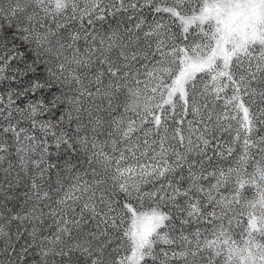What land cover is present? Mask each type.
<instances>
[{"label": "snow or ice", "instance_id": "1", "mask_svg": "<svg viewBox=\"0 0 264 264\" xmlns=\"http://www.w3.org/2000/svg\"><path fill=\"white\" fill-rule=\"evenodd\" d=\"M144 9L155 14L147 31L143 16L123 31L93 28L106 13ZM0 20V49L13 37L8 60L25 55L16 39L34 57L21 75L45 70L43 83L17 96L51 90L50 106L41 100L26 108H13L9 92L8 116L20 113L87 164L82 172L66 165L72 182L58 190L57 207L33 178L25 194L31 206L0 223V253H15L8 264L35 252L38 264H198L204 257L264 264V0H0ZM73 22L79 28L65 36ZM8 60L0 55V81ZM53 112L55 122L36 119ZM72 126L74 133L65 131ZM3 132L14 136L22 164L40 147L31 161L36 177L57 167L46 139L12 124ZM165 208L183 225L204 221L211 229L173 235V211ZM13 236L28 238L19 251Z\"/></svg>", "mask_w": 264, "mask_h": 264}, {"label": "rangeland", "instance_id": "2", "mask_svg": "<svg viewBox=\"0 0 264 264\" xmlns=\"http://www.w3.org/2000/svg\"><path fill=\"white\" fill-rule=\"evenodd\" d=\"M143 16L145 19V24L143 25V30L147 31L149 24L153 23L155 18V14L148 11L147 9L142 10L140 13H133L132 10L128 12H119L115 15L106 13V18L101 21H96L94 23V30L104 34L109 32L112 29L117 27L123 31L125 28L133 27L134 23L138 21V18ZM166 18V15H165ZM0 23H3L0 20ZM54 27V24H53ZM79 24L73 22L68 25L65 29L61 30L62 33L66 36L68 32L72 29H78ZM10 31V30H9ZM139 35H143L142 32L138 33ZM19 33H17V36ZM6 40L8 43L2 49H0V55L4 56L5 60H8V57L13 55V53L9 52L8 49L12 48L13 37L11 34L6 36ZM15 43L18 45L16 51H22L25 53L23 57H13L11 60H8V65L5 68V77L6 79L0 81V96L5 97L3 102H0V144L6 145V151H0V156L4 158L0 160V213L3 214V217L0 218V223L4 222V219L10 218L11 215L16 212L22 211L25 207H30L31 202L28 205H25V194L27 193L29 196L31 195V183L33 178L37 179V183L42 184L45 190L49 191L52 198L50 201L46 203L50 207H57V201L62 195L61 186L63 189H66L69 184L72 182V174L67 170L66 165H76V171L82 172L85 168H87V164L84 162V154L82 152H65L62 149H57L53 137L51 135L45 137V134L40 131L38 127H33L32 123L28 119L22 118L21 114L13 111L11 116H8L9 109L7 108V94L9 92H13V99L15 100V104L12 106L13 108H26L29 103H36L38 101H43L45 104H49L51 99V90L44 88L39 89L35 92H26L22 96H17L16 93L22 92L25 89H30L31 84L34 81L39 80L41 83L44 82L45 79V70L43 65L37 67L35 72L27 73L26 75H21V70L26 69V65L31 63L34 59L32 54L27 51V45H25L19 39L15 40ZM80 46L83 48L84 41H80ZM4 62L0 61V66H3ZM14 77V79H13ZM87 79H91V73H89ZM87 79L85 80V84L87 85ZM94 90V89H93ZM50 106V104H49ZM122 111V109H121ZM103 115V113H101ZM116 115V113H113ZM131 115V114H129ZM59 112L53 113H44L43 115H38L36 119L38 121H52L55 122L58 119ZM135 118V117H133ZM191 119V117H188ZM85 123H87V119H85ZM9 124H12L19 128H24L27 130V135H34L37 141L47 140L49 153H48V162L50 164L57 165L54 169H49L43 179L36 177V168L32 165L31 161L39 158L40 147L37 145L36 151L33 152L29 150L25 159L28 163H21V156L24 153H18L17 148L19 145L16 143L14 136L12 133H4L3 128L7 127ZM151 125H145V127H150ZM65 131L70 133L75 132V126L65 128ZM24 134H22L23 137ZM222 139L229 140L230 136L225 134ZM31 143L30 141H25V144ZM239 146H237V151H239ZM215 163V160H214ZM211 170V168H209ZM251 171V168L249 169ZM186 176V172L184 173ZM86 179H91V177H86ZM184 186L187 185V181L183 182ZM207 183L205 182V187H207ZM58 193V194H57ZM245 194L247 196H251V189H246ZM122 199V197H119ZM43 207V205H42ZM165 211H173V221H174V229L175 231L172 233L173 235H179L180 231L183 230V234L188 235L190 238L195 233L197 228H200L202 231L204 229H211V225H208L206 222L201 221L200 223L191 222L189 224L183 225L180 222V217L178 214L174 213V210L170 208H165ZM44 211H48V207L44 208ZM50 223V220L45 221V228L47 229V224ZM16 222L14 221L12 224L7 225L6 230L10 232V234L15 233L16 231ZM51 230L47 229L45 234H48ZM238 238V237H237ZM28 239L26 236L22 237L19 241L15 239L13 236V243L16 245L17 251L21 245L25 243V240ZM6 241L4 238L0 237V249L4 248ZM159 247L167 246L160 245ZM159 247L157 248V252L159 251ZM179 250V249H176ZM15 259V253L11 252V249H8V254L0 253V264H8L9 258ZM39 256L38 252L32 253L28 257L25 258L23 264H38ZM148 264H158L157 262H153L151 260L148 261ZM171 264H183V262L179 259L174 260ZM198 264H208V260L206 257L199 259ZM213 264H223L222 258H215Z\"/></svg>", "mask_w": 264, "mask_h": 264}]
</instances>
